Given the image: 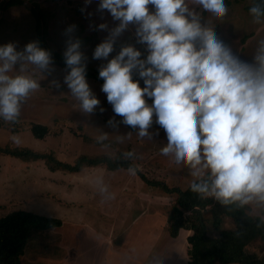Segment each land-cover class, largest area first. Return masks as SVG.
I'll return each instance as SVG.
<instances>
[{"label":"clouds","instance_id":"obj_1","mask_svg":"<svg viewBox=\"0 0 264 264\" xmlns=\"http://www.w3.org/2000/svg\"><path fill=\"white\" fill-rule=\"evenodd\" d=\"M84 2L87 7L93 0ZM197 6L216 19L228 13L224 0H99L101 18L106 10L118 24L98 25L108 36L95 47L93 59H107L116 38L130 26L137 43L147 49L141 59L136 48L123 46L101 65V91L115 115L138 129L139 137L151 138L154 123L164 130L167 143L161 155L173 156L195 176L207 170L211 182L192 183V192L214 196L224 205L264 204V41L251 61L241 58L203 22ZM249 13L260 22L264 7L254 5ZM80 47L78 38L69 40L64 83L81 109L92 114L100 101L86 81ZM25 61L41 72L51 71L50 53L36 42L23 51L14 43L0 46V117L7 122L17 121L22 103L40 87L29 75L11 74ZM134 74L140 79L134 80ZM108 123L115 126L113 118Z\"/></svg>","mask_w":264,"mask_h":264},{"label":"rangeland","instance_id":"obj_2","mask_svg":"<svg viewBox=\"0 0 264 264\" xmlns=\"http://www.w3.org/2000/svg\"><path fill=\"white\" fill-rule=\"evenodd\" d=\"M6 1L8 0H0V46L14 43L17 51H23L28 43H37L35 21L29 11L30 3L35 2L46 14L47 27L44 37L46 49L64 56L69 40L78 38L81 41L80 51L86 58L82 62L87 69L97 73L101 65L106 64L118 54L115 49L117 44L114 43L113 53H110L107 59H93L95 47L104 41L102 38L105 36L102 38L98 36L99 28L94 24L95 21L89 22L84 18L81 12L82 2L23 0L21 6L5 7ZM93 1L91 10L101 16L96 11L99 0ZM224 2L228 13L222 19L214 18L198 6L197 10L201 12L203 22L214 28L218 37L229 45L234 53L251 61L260 42L264 41V17L260 18V22H256L249 13L250 2L248 1L224 0ZM103 16L106 17L109 28L118 24V21H112L106 10ZM72 25H75L73 31L67 32ZM126 33L127 31L123 32V36H126ZM130 33L132 37L130 36L127 42L120 46L131 45L141 52V59H146V46L137 43L135 31ZM50 68V72H41L36 66L25 61L15 67L11 73L12 75H29L37 80L40 87L22 103L16 122H7L0 117V216L15 210H25L45 217L57 218L64 223L85 224L102 233L109 230L105 228L110 227L111 221L116 230L113 237L122 240L125 229L132 227V225L129 226L132 218L123 219L120 216L126 215L127 200L131 197L132 190L138 191V187L127 183L129 179L133 178L137 180L136 182L143 184L139 177L142 174L150 183L149 188L152 191H160L161 194L158 183L184 190L193 181L206 177L207 170L201 176H195L191 171L193 169L182 163H175L173 156L161 155L160 149L166 145L167 140L164 130L159 125L154 123L149 129L152 133L151 138H141L138 135V129L123 124V118L115 115L112 106L107 102L106 94L101 91L102 85L92 80L87 83L99 99L100 105L94 113H85L80 107V102L64 83L67 71L53 64ZM133 79L140 78L134 74ZM57 84L59 87L56 86ZM140 86H144L142 80H140ZM149 103H151L150 100ZM100 107H103L105 111L100 112ZM110 118L114 119L115 126L109 125ZM43 122L49 133L43 139L35 138L30 131V125ZM102 136H106V139H100ZM23 151H30L34 155L38 153L45 155L44 160L33 158L31 154H21ZM100 157L107 158L110 162L112 160L114 163L118 161L132 163L137 172L135 170H133L135 174L133 171L130 172L127 165H123L119 170H109L105 165H97L96 167L100 169L96 170L85 165L86 159ZM52 159L66 164V169L54 172L48 170L45 163ZM74 168H77V171H73ZM95 182L96 185H94ZM121 191L130 193L128 197H122ZM168 199L171 198L168 197ZM153 200L152 203H155L161 199ZM172 201L163 200V204H167L163 209L168 211ZM108 216L119 218L109 220L106 218ZM66 226L64 230L67 235L69 225ZM224 226L231 227L228 219L224 222ZM60 231L52 229L32 233L21 255L22 258L20 257L21 260L19 258L20 263L40 264L33 257L39 253H42L44 255L42 258L45 259L58 257L62 253L59 248L62 249L63 243L60 241L63 237ZM191 235L192 232L188 237ZM180 242L181 247H178V242L173 246L176 247L177 252L183 251L182 263L186 264V260L189 259L184 256L183 246L185 245L182 238ZM163 243L160 253L151 260L150 264H168L169 262L174 264L170 261L172 254L168 253L173 251L169 239H164ZM123 246L126 247V244ZM246 250L259 257L264 256V244L260 242L253 243ZM124 262L122 258H119L113 264H124Z\"/></svg>","mask_w":264,"mask_h":264},{"label":"trees","instance_id":"obj_3","mask_svg":"<svg viewBox=\"0 0 264 264\" xmlns=\"http://www.w3.org/2000/svg\"><path fill=\"white\" fill-rule=\"evenodd\" d=\"M243 1L250 2L248 9L254 5L264 7V0ZM19 4L18 0H8L4 6L12 7ZM43 34L44 27L36 23L38 45L50 53L52 62L67 69L65 58L59 57L57 53L46 49L45 46L43 48ZM86 77L104 82L99 78L98 73L92 70L86 69ZM30 131L38 139H43L49 133L48 128L41 124H31ZM10 153L16 154L15 152ZM26 153L40 160H44L45 157L39 153L34 155L30 151L21 152L25 155ZM47 163L45 166L53 172L66 169V164L60 161L55 162L52 159ZM113 163L114 161L110 162L109 159L102 157L85 161V165L90 167L105 165L109 170H116L127 165L128 169L135 170L131 164L126 162ZM76 169L74 168L73 171ZM139 177L143 182L148 183L144 175L140 174ZM203 181L211 182L209 179ZM190 185L184 190L161 187L164 193L173 197L166 216L169 236L176 238L180 230L192 232V235L187 238L188 264H264V256L259 257L244 251V247L255 239H260L264 243V221L250 215L249 209L239 202L224 205L216 198L192 192ZM224 218L229 220L231 228H224ZM61 226L60 219L25 210H15L0 216V264H21L19 258L32 233L49 231Z\"/></svg>","mask_w":264,"mask_h":264},{"label":"crops","instance_id":"obj_4","mask_svg":"<svg viewBox=\"0 0 264 264\" xmlns=\"http://www.w3.org/2000/svg\"><path fill=\"white\" fill-rule=\"evenodd\" d=\"M18 1H20L19 6L23 5V2H24L23 0H18ZM74 1L76 3L82 2L81 7L85 8V13H83V15H84V18L87 19V21L89 22L95 21L94 24L96 25V27H98L100 23H107L105 20L106 19L105 16H103V19H102L101 16L96 15V13H94L91 10L94 1L92 2L90 6H87V7H85L84 0H74ZM30 5L31 7L29 11L35 21V31H36V23H40V25L44 27L43 36L45 37L46 27H47L46 14L43 12V10L40 8V6L37 3L31 2ZM89 12L93 13L91 17H88L86 15V13H89ZM126 31H127V33L125 34L126 36H123V34H121L119 37L116 38L115 43L117 45L115 49L118 52L121 48L120 44L127 42L128 38H130V36L132 37V34L130 33V31H135V29L133 26H130L129 29ZM90 35H91V32H90ZM98 36L100 38L105 36L104 38H102L103 40H105L108 36V31L99 29ZM44 37H43V40H44ZM38 43H39V40L37 39V44ZM37 46L42 49V47H40L39 45ZM43 48H44V45H43ZM57 55L61 58H65L61 54L57 53ZM52 64L56 67L63 69L64 71H69L68 69L61 67L59 64L55 62H52ZM88 70H91V69H88ZM91 80L101 85L103 84L99 80H95L91 77H86V81H91ZM36 124H41L45 126L44 122L36 123ZM131 165L136 170V167L132 163ZM90 168L96 169V170L100 169L96 166L90 167ZM83 169H86V168H83ZM206 179H209L208 172H206V177L199 181H203ZM136 181L137 180H134L133 178L127 181L129 185L132 184L135 187H138V191L133 192L132 190L131 197H128V194L130 192L129 193L128 192L125 193L122 191L120 192L122 197L126 196L129 198L127 200V205H126V210H127L125 211L126 215L123 216L122 214L120 218H123V219L125 218L128 219L129 217L132 218L131 224L129 225V226L132 225L131 229L127 230L123 228L125 229V234L122 240L119 238L113 237L116 230H115V226H113V223L111 221H110V227L105 228L109 230L102 233V231L94 230L93 228L85 224L77 225L78 223H75V222L64 223L63 220H61L62 226L60 228H57V230H61L60 234L63 236L60 240V241H63L62 249L59 248V250H62V253L58 255V257L56 258L48 257L47 259L42 258L44 255L42 253H39L33 256L36 262L40 264H44V263L46 264H113L119 258H122V260L125 261L124 264L125 263L150 264L151 260L156 258L158 254L160 253L161 249L163 248L162 246L164 245L163 243L164 239L166 240L169 239V244L171 245L173 249V251H168V253L172 254L173 256L170 261L174 262V264H183L182 263L183 251L180 252V250H178L177 252V249L176 247L174 248V246L177 245L176 242H178V247H181L179 245L181 244L180 239L182 238L184 242L183 244L185 245L183 246L184 256L185 258H188L187 238L191 232L186 231V230H180L176 238H172L169 236L168 226L166 223V216H167L166 212L167 211L163 209V208H166L167 204H163L164 202L162 201L163 200L171 201L173 200L172 199L173 197L171 195L164 193L162 189H161L162 191L161 194H160V191L158 192L152 191V189H150L148 186L149 182L146 183L147 185L144 184L145 183L144 182L143 183L144 185H143ZM96 182L94 185H96ZM157 185L159 188H161L162 186L171 188L163 183H158ZM173 188H177V187H173ZM168 197H170L171 199H168ZM153 199L155 200L161 199V200L160 201L157 200L155 203H152L154 201ZM245 206L249 209L250 215L254 217H258L264 221V204L252 202L249 204H245ZM106 218L109 220H115V219H118L119 217L108 216ZM226 219L227 218H224V222L226 221ZM66 225H69L67 229L69 230V233L67 235H66L67 233L66 230H64L67 228ZM231 227L224 226V228H227V229ZM182 233H183V236L181 237ZM31 237H32V234L29 239H31ZM70 239L72 241H70ZM66 242H67V246H66ZM255 242H260L264 244L263 241H261L260 239H255L244 247V251L247 252L246 248ZM123 244H126V247H124ZM125 250H129L130 252H126ZM250 254H254V253H250ZM188 262L189 260L188 261L186 260V264H188ZM168 264H171V263L169 262Z\"/></svg>","mask_w":264,"mask_h":264}]
</instances>
